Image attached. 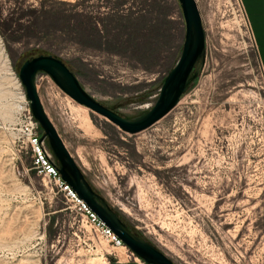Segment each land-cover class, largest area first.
Masks as SVG:
<instances>
[{
	"label": "rangeland",
	"instance_id": "374dc122",
	"mask_svg": "<svg viewBox=\"0 0 264 264\" xmlns=\"http://www.w3.org/2000/svg\"><path fill=\"white\" fill-rule=\"evenodd\" d=\"M194 1L200 69L145 129L120 130L43 72L36 90L85 180L131 233L175 264H264V62L239 0ZM183 34L177 0H0V264L123 253L34 171L24 173L21 63L57 57L99 103L133 119L154 103Z\"/></svg>",
	"mask_w": 264,
	"mask_h": 264
},
{
	"label": "water",
	"instance_id": "95a60500",
	"mask_svg": "<svg viewBox=\"0 0 264 264\" xmlns=\"http://www.w3.org/2000/svg\"><path fill=\"white\" fill-rule=\"evenodd\" d=\"M184 23V34L179 55L165 74L152 106L140 116L127 119L99 103L79 83L76 75L59 58L36 55L25 59L18 68L17 77L32 118L41 129L60 178L75 192L84 204L112 231L144 264H175L161 250L129 231L118 214L85 180L79 167L65 149L55 128L46 115L36 90L35 76L45 73L53 84L70 99L86 107L127 133L145 129L163 117L177 103L188 83L200 69L204 52V32L194 0H177Z\"/></svg>",
	"mask_w": 264,
	"mask_h": 264
},
{
	"label": "built area",
	"instance_id": "2783aa9c",
	"mask_svg": "<svg viewBox=\"0 0 264 264\" xmlns=\"http://www.w3.org/2000/svg\"><path fill=\"white\" fill-rule=\"evenodd\" d=\"M30 157V167L24 169V173L29 171L41 178L42 181L50 185L60 194L65 203L75 208L76 212L84 217L85 222L88 223L95 236L105 240V242L112 248L124 247L127 257L136 258V256L123 244V242L104 225V223L84 204V202L75 194V192L67 185L61 178L56 168V161L54 160L49 148L44 139H39L40 130L37 123L32 118L29 110H26V124L21 130ZM114 257V253L104 255ZM139 260V259H138ZM140 261V260H139ZM141 264H144L140 261Z\"/></svg>",
	"mask_w": 264,
	"mask_h": 264
},
{
	"label": "crops",
	"instance_id": "0c3cea01",
	"mask_svg": "<svg viewBox=\"0 0 264 264\" xmlns=\"http://www.w3.org/2000/svg\"><path fill=\"white\" fill-rule=\"evenodd\" d=\"M239 2L258 48V53L264 62V0H239ZM117 250H122L123 253L115 252L114 257L107 256L103 261L83 264H141L138 259L128 258L125 249Z\"/></svg>",
	"mask_w": 264,
	"mask_h": 264
},
{
	"label": "bare ground",
	"instance_id": "6f19581e",
	"mask_svg": "<svg viewBox=\"0 0 264 264\" xmlns=\"http://www.w3.org/2000/svg\"><path fill=\"white\" fill-rule=\"evenodd\" d=\"M24 99V97H23ZM82 106V105H81ZM84 107V106H83ZM86 108V107H85ZM116 249H124V247L120 246V247H115Z\"/></svg>",
	"mask_w": 264,
	"mask_h": 264
}]
</instances>
